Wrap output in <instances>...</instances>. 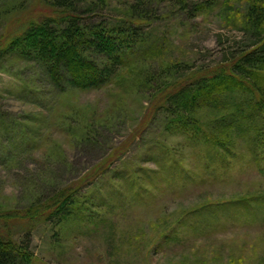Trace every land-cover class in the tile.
I'll return each instance as SVG.
<instances>
[{"label": "rangeland", "instance_id": "374dc122", "mask_svg": "<svg viewBox=\"0 0 264 264\" xmlns=\"http://www.w3.org/2000/svg\"><path fill=\"white\" fill-rule=\"evenodd\" d=\"M169 1L160 0L143 30L153 40L168 38L169 65L212 71L236 42H253L233 11L224 10L227 0H185L189 11ZM29 2L2 0L0 34L4 20L24 15L21 4ZM232 3L238 12L244 7ZM124 14L111 8L94 22ZM130 41L117 47L119 54L136 47ZM94 43L114 45L101 37ZM145 65L122 70L100 90L71 88L74 76L59 67L68 87L59 92L32 63H0V214L31 210L77 188L71 215L35 225L31 243L21 229L6 233L29 246L35 264H264V161L252 140L261 118L242 124L245 132L228 143L229 153L206 155L202 143L194 147L179 134L181 124L153 108L154 90L137 79ZM205 113L196 114L201 126L223 133L213 123L220 117Z\"/></svg>", "mask_w": 264, "mask_h": 264}, {"label": "trees", "instance_id": "16d2710c", "mask_svg": "<svg viewBox=\"0 0 264 264\" xmlns=\"http://www.w3.org/2000/svg\"><path fill=\"white\" fill-rule=\"evenodd\" d=\"M239 1L244 6L239 12L232 0L226 1L224 10L233 11L231 16L237 19L234 20L237 28L253 42L244 45L236 42L235 49L212 71L192 70L185 62L177 63L176 60V64L169 65L167 55L164 60L168 38L153 40L146 37L144 26H148L159 12L160 0H31L29 5L23 3L20 12L25 11L24 15L17 17L12 13L4 20V32L0 34V63L6 60L32 63L59 92L68 90L61 82L59 67H68L69 74L74 76L71 88L100 90L112 84L122 70L147 63L137 75L140 88L150 93L154 90L153 108L157 107L161 114L172 119L171 124H181L179 134L185 135L194 147L202 143L206 155L214 151L218 156L221 149L229 153L228 143L245 132L242 124L249 123L246 124L249 126L261 118L252 140L264 161V0ZM169 3L175 4L177 9L189 11L191 8L185 0ZM2 7L0 0V9ZM210 7V4L195 5L191 13L197 14ZM111 8L121 9L126 17L109 23L94 22ZM100 37L114 42L115 46L106 48L94 43ZM126 38L137 45L119 54L117 47L120 50ZM35 46L39 48L35 50ZM155 64L167 67L160 72L151 70ZM241 95L238 101H230ZM200 110L207 111L205 116L211 113L214 118L220 117L222 123L218 124L216 119L213 123L216 130L223 133L201 126V117L196 115ZM225 118L224 123L222 119ZM206 163L204 169L208 168ZM160 166L165 170L164 165ZM261 171L264 172V168ZM76 191L77 188L64 190L52 198L39 200L31 210L1 213L0 264H35L29 246L15 241L6 229L23 230L31 243L35 225L61 222L71 215Z\"/></svg>", "mask_w": 264, "mask_h": 264}]
</instances>
